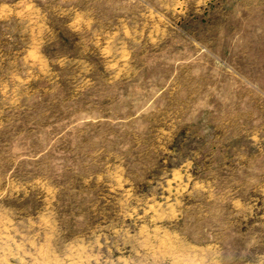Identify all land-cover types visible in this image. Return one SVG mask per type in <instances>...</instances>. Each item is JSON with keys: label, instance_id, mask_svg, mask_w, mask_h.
Segmentation results:
<instances>
[{"label": "rangeland", "instance_id": "rangeland-1", "mask_svg": "<svg viewBox=\"0 0 264 264\" xmlns=\"http://www.w3.org/2000/svg\"><path fill=\"white\" fill-rule=\"evenodd\" d=\"M0 264H264V0H0Z\"/></svg>", "mask_w": 264, "mask_h": 264}]
</instances>
